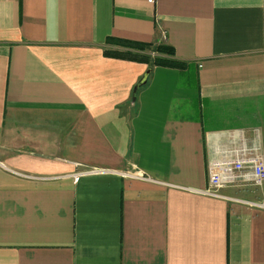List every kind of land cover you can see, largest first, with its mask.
Masks as SVG:
<instances>
[{"label": "crops", "instance_id": "0c3cea01", "mask_svg": "<svg viewBox=\"0 0 264 264\" xmlns=\"http://www.w3.org/2000/svg\"><path fill=\"white\" fill-rule=\"evenodd\" d=\"M256 130L264 0H0V264H264V185L191 191Z\"/></svg>", "mask_w": 264, "mask_h": 264}, {"label": "built area", "instance_id": "2783aa9c", "mask_svg": "<svg viewBox=\"0 0 264 264\" xmlns=\"http://www.w3.org/2000/svg\"><path fill=\"white\" fill-rule=\"evenodd\" d=\"M155 0H150L154 2ZM166 40V35H163ZM236 134V133H235ZM252 139L242 137L233 139L231 147L222 149V158H214L209 165V183L203 190L191 189L200 195L217 199H231L222 193L223 189L233 187H262L264 185V155L260 141V132L256 130ZM108 172L101 169H88L74 175V180L84 175H96ZM128 176L152 180L142 173L135 172Z\"/></svg>", "mask_w": 264, "mask_h": 264}, {"label": "trees", "instance_id": "16d2710c", "mask_svg": "<svg viewBox=\"0 0 264 264\" xmlns=\"http://www.w3.org/2000/svg\"><path fill=\"white\" fill-rule=\"evenodd\" d=\"M125 51L109 50L105 54L109 57L127 59L131 61L147 63L151 66H160L185 70L187 64L174 58L175 51L172 47L165 45H152L141 42H131L125 40L115 41ZM150 52L155 53L152 56Z\"/></svg>", "mask_w": 264, "mask_h": 264}, {"label": "water", "instance_id": "95a60500", "mask_svg": "<svg viewBox=\"0 0 264 264\" xmlns=\"http://www.w3.org/2000/svg\"><path fill=\"white\" fill-rule=\"evenodd\" d=\"M152 73V69H149L148 72L142 77V79L135 85L134 91H133V98L136 99L138 91L147 84L148 78L150 74Z\"/></svg>", "mask_w": 264, "mask_h": 264}, {"label": "rangeland", "instance_id": "374dc122", "mask_svg": "<svg viewBox=\"0 0 264 264\" xmlns=\"http://www.w3.org/2000/svg\"><path fill=\"white\" fill-rule=\"evenodd\" d=\"M189 77H190V76H184V77L182 78V81H187V83L191 82L190 79H189ZM179 100H180V103L183 102L182 99H179ZM187 104H189V100L187 101Z\"/></svg>", "mask_w": 264, "mask_h": 264}]
</instances>
